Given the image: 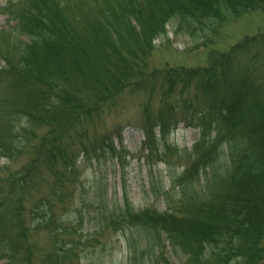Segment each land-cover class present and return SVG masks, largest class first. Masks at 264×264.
Masks as SVG:
<instances>
[{
	"label": "trees",
	"instance_id": "16d2710c",
	"mask_svg": "<svg viewBox=\"0 0 264 264\" xmlns=\"http://www.w3.org/2000/svg\"><path fill=\"white\" fill-rule=\"evenodd\" d=\"M2 10L0 159L23 161L0 176V258L29 264L28 229L53 224L55 204H66L69 185L81 182L77 161L88 146L65 141L70 126L153 77L164 94L196 89L182 107L199 137L181 173H168L164 209L126 203L127 215L117 220L147 231L151 247L164 233L183 254L180 264L264 262V33L211 49L202 67L144 69L170 20L175 33L210 44L224 22L264 11V0H5ZM45 179L48 192L32 198ZM25 214L36 215L34 226ZM153 255L152 264H174L160 250Z\"/></svg>",
	"mask_w": 264,
	"mask_h": 264
},
{
	"label": "rangeland",
	"instance_id": "374dc122",
	"mask_svg": "<svg viewBox=\"0 0 264 264\" xmlns=\"http://www.w3.org/2000/svg\"><path fill=\"white\" fill-rule=\"evenodd\" d=\"M4 2L0 0V30L8 25L7 14L2 10ZM174 27L175 21L170 20L166 32L153 40L145 59V72L205 66L211 49L225 50L245 35L264 33V11L244 12L224 22L214 41L205 45L200 44V38L175 33ZM165 90L164 83L152 77L146 88L125 90L98 116L70 126L65 141L73 148L80 142L88 146L87 157L81 151L77 161L81 182L75 179L69 185L72 197L66 204H55L53 224L34 230L31 226L36 215H24L31 227L29 264H152L153 253L159 250L169 262L180 264L184 260L164 233L153 240L160 245L151 247L145 241L149 240L144 233L147 231L117 220L120 214L127 215L126 203L135 210L147 205L164 209L162 193L170 189L169 171L176 178L192 159L189 153L200 129L187 122L182 100L190 98L196 89L191 87L180 93L176 88L169 94H164ZM161 121L165 122L164 132ZM45 128L38 129V137ZM21 161L22 158L0 159V176ZM49 182L37 181L40 185L31 189L32 198L46 194ZM32 198H25L26 210ZM133 248L137 250L134 256ZM141 250L146 253L141 254ZM55 252L68 256L60 258ZM0 264L10 263L0 258Z\"/></svg>",
	"mask_w": 264,
	"mask_h": 264
}]
</instances>
